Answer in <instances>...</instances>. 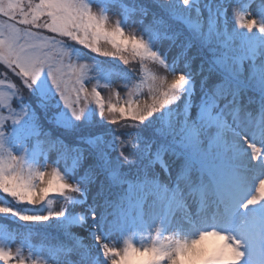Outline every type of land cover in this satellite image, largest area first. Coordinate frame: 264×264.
Returning <instances> with one entry per match:
<instances>
[{"label": "snow or ice", "instance_id": "obj_1", "mask_svg": "<svg viewBox=\"0 0 264 264\" xmlns=\"http://www.w3.org/2000/svg\"><path fill=\"white\" fill-rule=\"evenodd\" d=\"M0 67V264H264V0H0Z\"/></svg>", "mask_w": 264, "mask_h": 264}, {"label": "rangeland", "instance_id": "obj_2", "mask_svg": "<svg viewBox=\"0 0 264 264\" xmlns=\"http://www.w3.org/2000/svg\"><path fill=\"white\" fill-rule=\"evenodd\" d=\"M110 15H111V13H110ZM112 19H116V17L115 16H113L112 17ZM85 51H87V50H85ZM91 55V54H90ZM99 59H105V58H103V57H100ZM122 66V64L120 65V67ZM148 70L149 71H154L155 70V66L154 65H152L151 63H149L148 64ZM162 69H160V72L162 73ZM0 72H3V68L2 67H0ZM123 82L122 81H120L119 79H117L116 80V86H119V85H121ZM118 90H121V95H123V90L122 89H118ZM144 90H142V92H143ZM100 92H101V94H102V96L105 98V100L107 101V99L109 98V96L111 95V90L110 89H107V88H103V87H101L100 88ZM143 98V97H142ZM51 167H52V165L51 164H49L48 165V168H47V170H51ZM54 207H56V208H58L59 207V205L57 204V203H55V199H54V205H53ZM1 219V218H0ZM3 219V218H2ZM4 221H7V220H5V219H3ZM4 223V222H3ZM5 224V223H4ZM0 229H3L2 227H0ZM26 255H27V252L25 253Z\"/></svg>", "mask_w": 264, "mask_h": 264}, {"label": "trees", "instance_id": "obj_3", "mask_svg": "<svg viewBox=\"0 0 264 264\" xmlns=\"http://www.w3.org/2000/svg\"><path fill=\"white\" fill-rule=\"evenodd\" d=\"M124 67H125L124 65L121 66V68H124ZM0 220H1L2 222H4L5 224H7V225H10V226H11V225H15V226H16V224L11 223V221H8V220H7V221H4L2 218H1Z\"/></svg>", "mask_w": 264, "mask_h": 264}]
</instances>
